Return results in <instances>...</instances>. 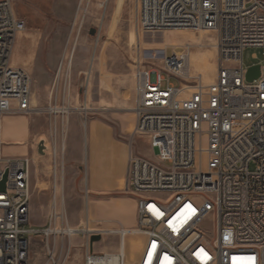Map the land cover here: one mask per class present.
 Returning a JSON list of instances; mask_svg holds the SVG:
<instances>
[{"label":"built area","instance_id":"2783aa9c","mask_svg":"<svg viewBox=\"0 0 264 264\" xmlns=\"http://www.w3.org/2000/svg\"><path fill=\"white\" fill-rule=\"evenodd\" d=\"M139 23L146 33H214L219 64L211 84L190 76L187 48L137 71L132 136L153 156H128L124 190L136 198L143 236L131 264H264V0H139ZM25 29L13 0H0V264H30V236L41 240V264H66L73 237L84 241V264H93L106 254L92 252L97 231L68 222L56 146L47 221L38 229L28 228L31 160L2 153V119L34 111L29 76L10 64ZM246 48L262 50L251 82ZM61 69L62 62L43 109L55 145L57 116L72 111L65 82L60 93ZM116 264H128L123 250Z\"/></svg>","mask_w":264,"mask_h":264},{"label":"rangeland","instance_id":"374dc122","mask_svg":"<svg viewBox=\"0 0 264 264\" xmlns=\"http://www.w3.org/2000/svg\"><path fill=\"white\" fill-rule=\"evenodd\" d=\"M62 1L64 6L73 5L71 19L60 21L47 16V35L43 38L45 52L41 60L46 73L35 68L32 75L23 70L31 80L34 111L27 116H5L8 121H17V124L12 126V139L8 138L7 144L2 137V153L8 157H27L31 160V210L28 228L35 227V220L47 221L49 191L33 193L32 185L37 180L40 188L44 187L43 183H50L53 149L49 138L48 114L43 109L58 65L62 62L60 93L65 82L72 111L67 118L57 116L56 150L57 161L63 163L66 178L64 209L68 222L72 227H83L91 231L116 232L122 228L136 230V198L124 190L126 174L104 193L86 192L91 134H96L95 138L98 140H110L115 144L116 148L105 151L106 156L109 154L113 158L120 154L128 157L131 152L152 158L153 154L145 142L132 136V110L138 69L157 67L164 55L187 48L193 59L189 65L190 76L199 78L203 84L205 81L213 83L219 64L215 49L216 36L211 32L187 30L146 33L140 27L136 0H122L120 10L116 8L118 0ZM242 64L244 68L262 66V50L246 48L242 53ZM51 65H56V68H51ZM35 81L39 84L48 83V89L34 91ZM27 124L30 129L28 136L24 141L15 140L13 134L21 137ZM40 141L47 142L48 150L44 156L37 153ZM70 162L73 164V173L67 171ZM78 163H81V172L74 165ZM113 164L104 171L108 177L118 171L117 164ZM67 177L76 180L67 183ZM37 198L44 206L43 209L36 208ZM100 238L99 242L93 244V252H119L122 242L119 235ZM27 239L30 242V264H41V240L34 236ZM123 240L125 260L131 264L137 257L143 236L137 232L127 235ZM73 246L66 264H84V251L77 248V241L73 242Z\"/></svg>","mask_w":264,"mask_h":264},{"label":"crops","instance_id":"0c3cea01","mask_svg":"<svg viewBox=\"0 0 264 264\" xmlns=\"http://www.w3.org/2000/svg\"><path fill=\"white\" fill-rule=\"evenodd\" d=\"M122 0H118L116 8L121 6ZM136 11L137 15H139V0H136ZM13 12L14 15L24 20L26 29L24 32L17 35L14 48L12 51L10 64L14 68L22 69L24 71L29 72L33 75L34 69L41 70L43 73L45 72V68L41 65V60L43 58L44 49L43 41L44 37L47 35V25L46 21H48L47 16H53L55 20L60 21H68L71 19L73 13V5L64 6V2L62 0H13ZM51 68H56V65H51ZM37 85V87H35ZM43 89H48V83L38 82L33 83V90L40 91ZM8 117H4L1 123V140L2 137L4 143L7 144L8 138L12 139L10 136L12 135V126L17 124V121H8ZM30 129L27 126L24 127V132L21 137L18 134H13L15 136V140L24 141L26 136H28ZM96 134H91L90 137V154L89 161L87 163V171H86V192L87 193H104L105 191L112 188L116 181L120 180L126 173L128 167V157L126 156H115L111 157L109 154L106 156L107 149L116 148L115 144L107 140L103 142L101 138H95ZM3 143V141H2ZM105 154V155H104ZM4 156V155H3ZM5 157H8L5 155ZM9 157H12L11 155ZM117 164L118 171L115 175L106 176L104 171L108 170L111 164ZM81 163L74 164L77 165V168L81 172ZM113 164V165H114ZM69 173H73V164L71 162L68 164ZM72 167V168H71ZM86 167V165H85ZM85 169V168H84ZM76 179L67 177V183H71V181H75ZM44 187L40 188L39 181H34L32 185L33 193L39 194L41 191L48 190L49 199H48V208H49V200H50V183H43ZM66 188V178L64 173V190ZM42 189V190H41ZM38 197V196H37ZM39 198H37L35 202V206L37 209H43L44 206L40 204ZM31 210V209H30ZM46 221H38L35 220L33 224L35 227L33 228H41L45 225ZM77 241L78 247L80 248L83 244V239L81 237H73L71 239V244ZM81 249V248H80ZM83 251V249H81ZM93 252V245H92ZM97 253V252H93ZM98 254V253H97ZM103 254V253H102ZM84 257V252H83Z\"/></svg>","mask_w":264,"mask_h":264},{"label":"bare ground","instance_id":"6f19581e","mask_svg":"<svg viewBox=\"0 0 264 264\" xmlns=\"http://www.w3.org/2000/svg\"><path fill=\"white\" fill-rule=\"evenodd\" d=\"M191 60V63L193 61L192 58H190ZM70 63V58L68 59V64ZM190 63V64H191ZM191 68V67H190ZM192 71V70H191ZM191 74V73H190ZM204 80V79H203ZM207 84H211L210 82L208 81H205ZM204 83V82H203ZM205 83V84H206ZM64 114H66V112H64ZM2 141V140H1ZM55 141L53 139L52 141V153L55 152ZM62 149H63V143H62ZM98 234L100 236H110V235H114V234H117L119 235L121 238H122V242L119 246V251L123 250L124 251V245H123V239L124 237H126L127 235H131V234H135L137 233L136 230H127V229H119L118 231H112V230H102V231H97ZM106 254V257L104 258H101V259H98V260H95L93 264H116V254H110V253H105Z\"/></svg>","mask_w":264,"mask_h":264},{"label":"water","instance_id":"95a60500","mask_svg":"<svg viewBox=\"0 0 264 264\" xmlns=\"http://www.w3.org/2000/svg\"><path fill=\"white\" fill-rule=\"evenodd\" d=\"M93 32H91L92 34ZM259 76V68L258 66H254V67H250L247 69L246 75H245V79L247 82H251L253 80H255L256 78H258ZM37 153L40 156H44L45 155V148H44V142L40 141L37 144ZM3 190V182L0 184V191ZM100 235H93L90 238V244L92 245L93 243L99 242L100 241Z\"/></svg>","mask_w":264,"mask_h":264}]
</instances>
